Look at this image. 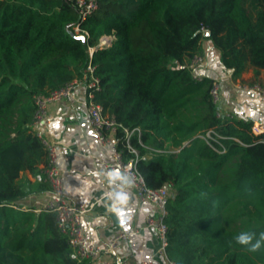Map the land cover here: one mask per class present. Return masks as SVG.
Returning a JSON list of instances; mask_svg holds the SVG:
<instances>
[{
  "label": "trees",
  "instance_id": "trees-1",
  "mask_svg": "<svg viewBox=\"0 0 264 264\" xmlns=\"http://www.w3.org/2000/svg\"><path fill=\"white\" fill-rule=\"evenodd\" d=\"M97 3L80 21L71 0H0V264H90L78 263L53 211L22 207L19 175L38 173L49 188L46 153L31 131L34 96L81 80L86 49L102 34L115 38L93 53V100L139 130L129 144L146 185L173 186L168 256L176 264H264V247L249 251L233 239L264 232L262 136L251 121L218 114L213 79L188 68L207 39L233 78L264 69V0ZM76 25L88 33L84 42L71 34ZM122 136L123 157H135Z\"/></svg>",
  "mask_w": 264,
  "mask_h": 264
},
{
  "label": "crops",
  "instance_id": "crops-1",
  "mask_svg": "<svg viewBox=\"0 0 264 264\" xmlns=\"http://www.w3.org/2000/svg\"><path fill=\"white\" fill-rule=\"evenodd\" d=\"M201 47L203 64L200 72L218 80L220 112L252 124H264V96L243 88L249 83L264 84V69L254 75L253 68L248 67L239 77L233 78L231 70L221 65L219 52L209 40L203 39ZM71 99H62L50 106L52 117L47 134L58 146L57 165L61 170L65 196L72 202L95 201L87 214L86 235L91 241L103 244L115 230H125L130 235L112 256L114 262L118 259H149L152 264H164L157 252L154 229L146 226V216L155 214L153 204L136 197L126 206L115 203L113 191L123 183L122 175L119 171L112 174L97 171L98 160L110 159V151L99 144L91 129L84 87L77 86ZM19 181L27 191L20 201L23 208L39 209L49 199V188H41L44 179L40 174L22 171Z\"/></svg>",
  "mask_w": 264,
  "mask_h": 264
},
{
  "label": "built area",
  "instance_id": "built-area-1",
  "mask_svg": "<svg viewBox=\"0 0 264 264\" xmlns=\"http://www.w3.org/2000/svg\"><path fill=\"white\" fill-rule=\"evenodd\" d=\"M70 1V0H69ZM72 6L79 16V20L83 21L98 6L97 0H71ZM74 33L88 35L87 31L82 30L76 25L73 28ZM115 36L113 34H102L95 45L88 46L86 49L88 62L83 70L82 79H72L62 87L50 91L46 95L34 96V104L36 106L33 120L31 122V131L39 138L45 150V166L43 172L45 179L49 184L50 197L41 208L50 209L55 213V220L61 233L67 236L69 244L73 249V254L78 263L88 260L90 264H152L149 259L126 260L118 259L116 262L112 260L120 243L127 240L130 232L125 230H115L112 236L103 244L91 241L85 233V229L89 224L87 214L93 208L95 201L85 199L79 202H72L63 192V179L61 170L57 165L58 146L47 134L48 124L52 117L50 106L62 99L72 101L74 89L81 85L84 87L86 95V111L89 124L95 133L96 139L101 146L109 149L110 159L100 158L97 162V171L99 173L112 174L119 171L123 178L128 182L123 183L116 188L113 193L115 195V203L126 206L136 197L140 201H148L153 204L155 214L146 216V226L154 229L155 236L158 240L157 252L163 258L164 264H176L167 254L168 248V223L166 217L168 215L167 203L173 196L174 190L170 182H165L161 186L152 188L146 185L143 176L136 166L137 150L130 146L129 139L137 128L127 129L118 124L113 115L104 112L101 105L93 100L94 91L100 88L99 78L94 75L95 66L92 64L93 53L98 48H105L111 45ZM203 64V57L195 54L188 63L193 77L201 79L204 75L200 72ZM243 88L255 91L264 96V85L259 83L244 84ZM212 100L215 104L220 102V88L217 79H213L211 90ZM221 112L219 111L218 114ZM251 132L254 135H261L264 142V124H252ZM123 134L124 142L130 153L135 157L125 159L122 150L118 147V134ZM210 132H207L209 135ZM145 156H142V159ZM122 193L125 199L121 202L117 198V194ZM41 208L36 209L39 211ZM137 232V230H134Z\"/></svg>",
  "mask_w": 264,
  "mask_h": 264
},
{
  "label": "clouds",
  "instance_id": "clouds-1",
  "mask_svg": "<svg viewBox=\"0 0 264 264\" xmlns=\"http://www.w3.org/2000/svg\"><path fill=\"white\" fill-rule=\"evenodd\" d=\"M122 179H124L125 182H128L126 178L122 177ZM117 198L119 201L122 202L125 199V196L122 193H120L117 194ZM233 239L238 244L246 245L249 251L255 252L261 247H264V232H260L259 235L257 236V234L253 231L242 230L237 235H235Z\"/></svg>",
  "mask_w": 264,
  "mask_h": 264
},
{
  "label": "water",
  "instance_id": "water-1",
  "mask_svg": "<svg viewBox=\"0 0 264 264\" xmlns=\"http://www.w3.org/2000/svg\"><path fill=\"white\" fill-rule=\"evenodd\" d=\"M209 32L208 31H205V35H207ZM71 34L74 36V37H76V38H80L81 39V37L83 38V39H81L83 42L85 41V36L83 35V34H76V33H74L73 31H71Z\"/></svg>",
  "mask_w": 264,
  "mask_h": 264
},
{
  "label": "snow or ice",
  "instance_id": "snow-or-ice-1",
  "mask_svg": "<svg viewBox=\"0 0 264 264\" xmlns=\"http://www.w3.org/2000/svg\"><path fill=\"white\" fill-rule=\"evenodd\" d=\"M81 39H83V38L81 37Z\"/></svg>",
  "mask_w": 264,
  "mask_h": 264
}]
</instances>
